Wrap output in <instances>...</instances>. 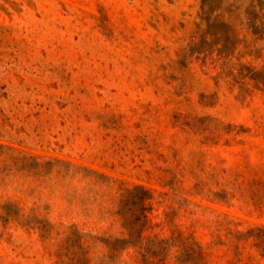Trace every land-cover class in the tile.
Returning a JSON list of instances; mask_svg holds the SVG:
<instances>
[{"label":"rangeland","instance_id":"rangeland-1","mask_svg":"<svg viewBox=\"0 0 264 264\" xmlns=\"http://www.w3.org/2000/svg\"><path fill=\"white\" fill-rule=\"evenodd\" d=\"M74 225L93 264H264V0H0V264H77Z\"/></svg>","mask_w":264,"mask_h":264},{"label":"trees","instance_id":"trees-1","mask_svg":"<svg viewBox=\"0 0 264 264\" xmlns=\"http://www.w3.org/2000/svg\"><path fill=\"white\" fill-rule=\"evenodd\" d=\"M142 188L140 186H135L132 189L126 190L127 198L131 199V203L134 205H139L141 207V214L142 216L146 217L145 214V207L143 205L144 201L146 200L145 197L141 198L138 197L137 191H140ZM123 228L126 230L128 234V238H113L109 236L107 242L112 245V248H115L118 244L121 243H128L132 244L129 239L133 236H140L143 230V224L137 222H131L129 217H126L124 221ZM94 238V237H93ZM95 239V238H94ZM141 240V239H140ZM64 243L67 245L68 249H71L73 253L74 259L76 258L77 264H93L91 258L89 257V248L84 246V234L78 230V228L74 225L70 232L65 237ZM146 247L145 245H141L140 241V249L144 250Z\"/></svg>","mask_w":264,"mask_h":264}]
</instances>
